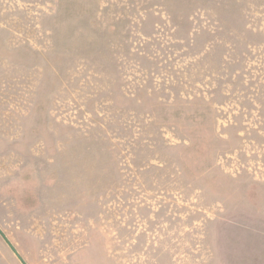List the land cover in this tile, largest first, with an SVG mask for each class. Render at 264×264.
<instances>
[{"label":"rangeland","instance_id":"rangeland-1","mask_svg":"<svg viewBox=\"0 0 264 264\" xmlns=\"http://www.w3.org/2000/svg\"><path fill=\"white\" fill-rule=\"evenodd\" d=\"M264 264V0H0V264Z\"/></svg>","mask_w":264,"mask_h":264},{"label":"water","instance_id":"water-1","mask_svg":"<svg viewBox=\"0 0 264 264\" xmlns=\"http://www.w3.org/2000/svg\"><path fill=\"white\" fill-rule=\"evenodd\" d=\"M10 244V243H9ZM10 246L12 247L14 253L18 256V258L22 261L23 264H27L20 256L19 252L10 244Z\"/></svg>","mask_w":264,"mask_h":264}]
</instances>
